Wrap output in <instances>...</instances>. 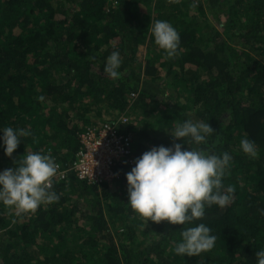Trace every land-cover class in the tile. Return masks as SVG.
<instances>
[{"label":"trees","instance_id":"obj_1","mask_svg":"<svg viewBox=\"0 0 264 264\" xmlns=\"http://www.w3.org/2000/svg\"><path fill=\"white\" fill-rule=\"evenodd\" d=\"M157 20L180 35L174 58L154 43ZM113 51L121 54L118 80L103 71ZM121 116L127 121L117 124ZM185 120L214 129L207 145L192 147L232 156L223 183L234 188L233 199L206 208L203 221L145 224L127 203L132 167L117 168L113 188L75 172L79 135L96 122L132 134L135 161L153 147L190 148L170 135ZM4 127L31 135L11 158L0 147V171L39 152L53 156L65 176L53 180L59 201L35 213L0 203V264H256L264 250V0H117L115 7L108 0H0ZM245 137L257 159L241 150ZM201 222L215 247L177 255L181 231Z\"/></svg>","mask_w":264,"mask_h":264},{"label":"clouds","instance_id":"obj_2","mask_svg":"<svg viewBox=\"0 0 264 264\" xmlns=\"http://www.w3.org/2000/svg\"><path fill=\"white\" fill-rule=\"evenodd\" d=\"M154 43L168 58L178 55L180 35L166 20H157L151 28ZM95 60V57H89ZM121 54L113 51L106 58L104 73L112 79L121 78ZM43 102V95L37 98ZM0 147L7 157L20 145L21 138L31 135L26 129H0ZM214 129L207 122L185 120L170 133L174 140L184 139L187 144L207 145ZM240 148L251 159L258 158L254 141L246 137ZM14 168L0 171V203L22 213H35L41 206L58 202L59 194L53 188L58 165L50 154L39 152L23 156ZM232 156L228 152L216 155L202 148H184L180 143L171 147L159 146L144 152L126 173L128 204L145 224L167 221L174 225L203 221L206 208L213 205L223 209L234 196L232 186L225 187ZM175 253L181 256H200L215 247L216 237L203 222L181 231ZM256 264H264V250L255 253Z\"/></svg>","mask_w":264,"mask_h":264},{"label":"built area","instance_id":"obj_3","mask_svg":"<svg viewBox=\"0 0 264 264\" xmlns=\"http://www.w3.org/2000/svg\"><path fill=\"white\" fill-rule=\"evenodd\" d=\"M108 2L113 7L117 5V0H108ZM107 8L109 12V7ZM126 121L127 118L121 116L117 124ZM79 137L82 147L77 153L74 168L80 180H85L89 184L110 185L119 177L116 172L119 166H135L132 152L134 136L121 133L115 125L104 121L96 122L87 127ZM57 174L61 175L62 179L65 176L59 165Z\"/></svg>","mask_w":264,"mask_h":264},{"label":"rangeland","instance_id":"obj_4","mask_svg":"<svg viewBox=\"0 0 264 264\" xmlns=\"http://www.w3.org/2000/svg\"><path fill=\"white\" fill-rule=\"evenodd\" d=\"M208 21H209V24H211L214 28H218L219 30L222 28V25H221V21H216L212 16H208ZM139 57L141 56H144L145 54V49H142L141 47L139 48ZM104 119H108L107 117L103 116ZM93 120H96L95 118H93ZM96 122V121H94ZM98 122V120H97ZM111 188L114 187V183H111L110 184Z\"/></svg>","mask_w":264,"mask_h":264}]
</instances>
